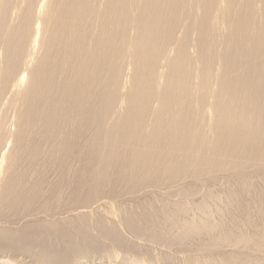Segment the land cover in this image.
Returning a JSON list of instances; mask_svg holds the SVG:
<instances>
[{
    "label": "bare ground",
    "instance_id": "6f19581e",
    "mask_svg": "<svg viewBox=\"0 0 264 264\" xmlns=\"http://www.w3.org/2000/svg\"><path fill=\"white\" fill-rule=\"evenodd\" d=\"M18 256L264 264V0H0Z\"/></svg>",
    "mask_w": 264,
    "mask_h": 264
},
{
    "label": "rangeland",
    "instance_id": "374dc122",
    "mask_svg": "<svg viewBox=\"0 0 264 264\" xmlns=\"http://www.w3.org/2000/svg\"><path fill=\"white\" fill-rule=\"evenodd\" d=\"M22 257H23V258H22ZM18 258H19V259L21 258V259L24 260V262L27 263V264H33L31 258L28 257V256H25V257H24V256H20V257L18 256ZM27 261H28V262H27ZM29 261H30V262H29Z\"/></svg>",
    "mask_w": 264,
    "mask_h": 264
}]
</instances>
